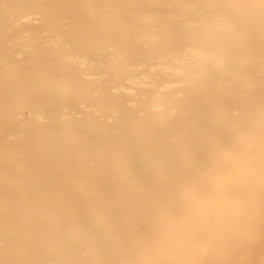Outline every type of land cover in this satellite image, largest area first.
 I'll use <instances>...</instances> for the list:
<instances>
[{
	"label": "bare ground",
	"instance_id": "1",
	"mask_svg": "<svg viewBox=\"0 0 264 264\" xmlns=\"http://www.w3.org/2000/svg\"><path fill=\"white\" fill-rule=\"evenodd\" d=\"M0 264H264V0H0Z\"/></svg>",
	"mask_w": 264,
	"mask_h": 264
}]
</instances>
